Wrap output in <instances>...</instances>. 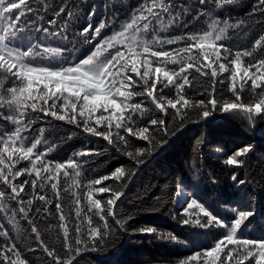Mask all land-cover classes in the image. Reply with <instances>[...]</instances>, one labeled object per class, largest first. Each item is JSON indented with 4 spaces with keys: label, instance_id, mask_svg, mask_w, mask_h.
Returning <instances> with one entry per match:
<instances>
[{
    "label": "snow or ice",
    "instance_id": "1",
    "mask_svg": "<svg viewBox=\"0 0 264 264\" xmlns=\"http://www.w3.org/2000/svg\"><path fill=\"white\" fill-rule=\"evenodd\" d=\"M235 2L217 0L215 7L224 8ZM199 3L202 7L192 19L211 18V13L205 10L207 0H199ZM71 7L62 2L58 10H53L54 18L45 22L43 15L48 7L43 0H37L36 4L33 0H0V73L7 74L14 83L19 84V87L8 90L9 98L0 95V110L12 113L5 116L0 111V120H9L14 126L10 132L0 129V214L11 223L18 212L31 225V232L53 264H73L83 251L97 250L108 235L109 218L116 226L123 227L126 220L117 219V202L135 175V169H129L127 179L118 190L110 184L96 186L112 178L120 181L125 177L124 167H117L110 175L89 182L85 186L87 211L83 216L79 206L80 197L73 192L78 223L70 240L68 228L63 223L66 216L61 206L60 177H69L70 169L75 170V176L79 177L77 158L99 156L102 152L86 146L66 162L49 161L45 157L53 151L54 146H49L46 152L34 153V149L42 143L43 128L39 130L40 138H34L30 146H25L28 141L25 133L30 131L34 118L50 116L76 125L83 132L101 137L109 144L122 145L124 154L136 166L143 164L144 157L150 155L155 147L152 141L154 132H162L165 137L169 134L164 119L169 115V109L173 110L172 119L179 117L180 124L187 118L188 112L196 108L200 110L201 118L210 116L212 112L209 109H212L242 115L250 124L258 117L264 119V55H254V50L264 51V33L254 40L252 50L233 53L224 43L228 29H240L244 27V21L230 24L228 20L221 22L212 19L209 30L202 34L168 38L161 37L159 31L166 32L172 25L188 27L181 19L188 9L174 3V0H148V3H141L133 9L123 22L118 23V17L113 16L102 19L95 26L93 19L98 13L93 5L88 12L86 26L70 40L69 33L65 31L67 20L58 25L57 19L62 14L73 17ZM41 8L44 9L43 13ZM257 13L264 16V0H258L254 5L251 15ZM165 16L168 17L166 23ZM105 30H110L111 34L102 35ZM150 33H154L151 39L148 38ZM76 35L82 43L92 45L94 49L82 59L77 58L80 49L75 43ZM180 42L184 43V47L166 49L167 45ZM53 44L61 46L53 47ZM242 57L250 58L246 65L242 63ZM217 70L220 76L229 73L226 79L231 99L215 95ZM196 75L211 81V91L205 90L201 93L205 98L190 102L185 89L192 86L189 77L195 79ZM220 83H224V80L221 79ZM246 88L251 95L248 102L241 99V93ZM168 89L174 90V98L168 97ZM136 97L141 99L134 102ZM146 101L154 108H149ZM156 111L160 113L159 117H149V113ZM142 120L144 126H140ZM129 137L146 141L150 147L127 151ZM43 143L47 144V141ZM163 143H167V140L163 139ZM252 147L246 145L240 148L228 156L226 163L243 166L244 158ZM22 161H28L29 166L17 168ZM21 177L24 179H19ZM232 179L239 184L247 182L237 180L236 175ZM74 186L79 187L78 184ZM26 188L30 192H26ZM45 189L51 191L55 201L46 198L48 193ZM94 193H109V197L102 203ZM25 196L29 198L25 199ZM37 200L41 202L44 213H48L50 204H55L63 229L60 252L55 247L50 249L40 239V232L33 222V217L41 213V206L35 207L33 212V204ZM5 201H14L16 207L9 208ZM252 209L254 206L251 202L243 210L232 209L236 218L226 221L213 214L204 203L192 198L183 209L182 215L187 218L182 223H194L204 229H223L224 234L211 247L196 252L179 264H264V239L241 238L250 223L249 218L254 215ZM9 211L11 217H8ZM92 214L98 217L95 223ZM81 223L86 224L83 239ZM141 231L152 233L156 229L145 228ZM0 236L6 239V243L0 245V264H27V261L19 259L20 249L3 223H0ZM169 239L176 240V237L170 236Z\"/></svg>",
    "mask_w": 264,
    "mask_h": 264
},
{
    "label": "trees",
    "instance_id": "2",
    "mask_svg": "<svg viewBox=\"0 0 264 264\" xmlns=\"http://www.w3.org/2000/svg\"><path fill=\"white\" fill-rule=\"evenodd\" d=\"M62 2L72 6L71 11L74 16L67 17L66 14H62L61 18L57 19V24H63L67 20L65 31L69 33L71 40L74 34H78L86 26L91 6L95 5L98 13L93 19L95 26L102 19L113 16L118 17V23L123 22L133 9L141 3H148V0H43L48 7L43 15L45 22L54 18L53 10H58ZM216 2L217 0H207L208 7L205 10L211 13V18L201 17L199 20H193L192 17L202 7L199 0H174V3L188 9L187 14L181 17L188 27L184 28L182 24L172 25L166 32L159 31L158 34L168 38L193 33L202 34L203 31L209 30L208 26L212 19L221 22L228 20L230 24L242 20L244 27L229 28L224 43L233 53L252 50L254 40L264 33V16L258 13L251 15L258 0H236L234 4L219 9L215 7ZM33 3L36 4L37 0H33ZM40 11L43 13L44 9L41 8ZM28 16L32 19L31 14ZM164 19L166 23L168 17L165 16ZM220 26L222 27L223 23ZM110 34V30L102 33V35ZM153 34L150 33L148 38L151 39ZM75 43L80 49L77 53L78 59L85 58L94 50L92 45L82 43L78 35L75 36ZM177 47H184V43L167 45L166 49ZM254 55L259 57L264 55V51L254 50ZM249 59L242 57V63L246 65ZM217 71L215 95L219 98L231 99L226 79L229 73L225 72L220 76L219 70ZM189 79L192 81V86L191 88L186 86L185 93L190 102L205 98L201 95L205 90L211 91V81L208 78L196 75L195 79L193 76ZM221 79L224 83H220ZM12 87H19V84L14 83L7 74L0 73V95L5 99L9 98L8 90ZM166 94L169 98L175 97L172 89L166 90ZM140 99L136 97L134 102ZM241 99L245 102L251 99L247 88L241 93ZM146 104L149 108H154L147 101ZM209 110L212 114L201 118L200 110L192 109L180 124L179 117L172 119L173 110L169 109V115L164 117L169 134L165 137L162 132L153 133L152 141L155 147L150 155L144 157L145 162L139 166L124 154L125 148L122 145L109 144L101 137L83 132L82 128L76 125L67 124L50 116L42 119L34 118L30 131L25 133L28 136L25 146H30L34 138H40L39 130L43 128L42 143L34 149V153L46 152L49 146H54L53 151L47 153L45 157L47 160L55 163L66 162L74 153L83 150L86 146L102 152L99 156L77 158V163L80 165L79 177L75 176V170L72 169L69 170V177L65 178L63 175L60 177L61 206L66 216L63 223L68 228L70 240L73 237L74 226L78 223L73 192L80 197L79 206L83 216L87 211L85 186L89 182L110 175L117 167H124L125 177L120 181L112 178L96 186L110 184L113 189L118 190L127 179L129 169H135V175L127 183V187L123 189L124 195L117 202L116 211L119 213L117 219L126 220L123 227L116 226L109 218V232L103 244L98 246L97 250L83 251L73 264H179L180 261L194 256L196 252L205 251L222 237L224 230L204 229L194 223L184 225L182 220L187 217L182 215L183 209L192 198L204 203L213 214L226 221L236 218V213L232 209L243 210L251 202L254 206L252 209L254 215L249 218L250 223L241 238L264 239V119L258 117L253 124H250L242 115ZM0 111H3L5 116L12 114L8 110ZM152 115L159 117L160 113L158 111L149 113V117ZM140 126H144L143 120L140 121ZM0 129L10 132L14 130V126L9 120H0ZM173 131L175 134H172ZM69 136L72 138L69 139ZM163 139H166L167 143L161 144ZM129 140L130 146L127 151L150 147L148 142L135 137H129ZM43 141H47V144ZM246 145L253 147L244 158V165L239 167L228 165L226 163L228 156ZM27 166H29L28 161L17 164V168ZM233 175L237 176V180L244 179L247 182L239 184L232 179ZM75 184L79 187H75ZM181 188H185L188 192L182 195ZM25 191L30 192L28 188ZM45 191L48 193L46 198L55 201L51 191L49 189ZM94 195L97 199H101L102 203L109 197V193H94ZM5 204L9 208L16 207L14 201H5ZM37 206H41V213L33 217V222L40 232V239L49 245L50 249L55 247L60 252L63 229L56 214L55 204L48 206V213H44L38 200L33 204V212ZM92 215L95 223L98 217ZM11 216L12 213L9 211L8 217ZM195 218L193 212V220ZM0 223L4 224L9 236L17 243L21 252L20 260L27 261V264H53L35 234L31 232V225L18 212L11 223L7 217L0 214ZM80 226L81 239H83V229L86 224L81 223ZM145 228H154L156 231L142 232L141 229ZM170 236L176 237V240L169 239ZM5 243L6 239L0 236V245Z\"/></svg>",
    "mask_w": 264,
    "mask_h": 264
},
{
    "label": "rangeland",
    "instance_id": "3",
    "mask_svg": "<svg viewBox=\"0 0 264 264\" xmlns=\"http://www.w3.org/2000/svg\"><path fill=\"white\" fill-rule=\"evenodd\" d=\"M187 192H188V191H186L185 188H181V194H182V195H183V194H186ZM181 194H180V195H181ZM182 195H181V196H182Z\"/></svg>",
    "mask_w": 264,
    "mask_h": 264
}]
</instances>
